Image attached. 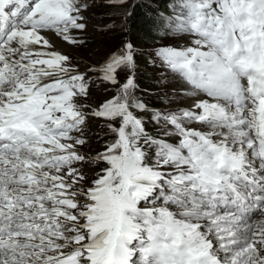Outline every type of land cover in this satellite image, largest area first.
Masks as SVG:
<instances>
[{
    "label": "snow or ice",
    "instance_id": "6c2138e0",
    "mask_svg": "<svg viewBox=\"0 0 264 264\" xmlns=\"http://www.w3.org/2000/svg\"><path fill=\"white\" fill-rule=\"evenodd\" d=\"M92 5L0 0V264H264V0H176L155 56L194 100L151 133L131 42L83 72L56 47ZM89 119L114 136L95 154Z\"/></svg>",
    "mask_w": 264,
    "mask_h": 264
},
{
    "label": "rangeland",
    "instance_id": "374dc122",
    "mask_svg": "<svg viewBox=\"0 0 264 264\" xmlns=\"http://www.w3.org/2000/svg\"><path fill=\"white\" fill-rule=\"evenodd\" d=\"M129 2L130 0H127V3L120 6L119 10L123 12L122 9H124V6L128 5ZM81 3L92 5V0H81ZM98 4L96 2L95 5H92L82 11V15L85 17L83 21L86 24L85 30H74L72 33L78 40H82L83 44L74 46L64 43L68 46V48L70 47V50L63 51L59 47L60 51H62L63 53L69 54L71 52L70 55L73 57L71 61L72 66L77 68V70L80 72H83L86 68H99L113 53L117 51L118 48H120L122 38L117 33L114 34L110 41L106 44V37L103 36V32H101L99 28L105 26L112 27V25L110 24L111 19H108L104 16L102 9L100 7H97ZM86 37H88V41H86ZM124 40L128 41L127 39ZM161 40L167 43L166 46H176L177 44L176 38L172 35H168V30L166 32V37H162ZM132 44L135 51V61L137 64L136 69L139 68L140 63L141 65L145 64V61L141 58V56L149 54V57L152 59L150 63L152 70L148 67V69L150 70L147 71V75L152 79V81H147L151 84L149 86H147V84H144L143 88H149L150 90V87L156 86V89L152 90V94L148 93L147 90L144 91V93L149 94L147 100L142 99L139 92H135V95H138L140 100L147 105L148 111L139 112L138 110H133L135 115L142 118L145 130L151 133L155 128L159 127L152 119V114L156 111H160L161 113L174 112L176 111L175 107L177 105L181 107L179 105L180 103L177 97L183 94L181 85H183V83H186L178 74L173 73L168 68L162 66L159 59L155 56L154 48H147L144 43H139L137 42V40H135V42ZM135 44L141 46V48L138 46L137 49ZM158 48L159 47H157L156 49ZM100 75H102V73L89 72L86 77L93 82L89 86V91L93 94L89 98V103L98 100L101 94L110 99L116 92V86L111 85L110 83L100 82V80L98 79ZM117 79L122 82L125 79V73L118 70ZM156 96H160L161 100L152 101L154 99H157ZM149 113H151V117L148 116ZM104 123L105 121L103 120H88L85 126L84 133L85 137L88 139V144L80 149L81 153L86 154L89 152V150L93 154H95L96 152L104 151L105 144L111 141L114 137L113 134L110 133L106 128L101 127V125ZM169 130L174 132V129L172 128H170ZM164 138L168 140V137ZM145 150L150 153V158L154 159V155H151L152 150L147 148H145ZM76 166L79 167V165ZM88 167V165H84L85 169H87Z\"/></svg>",
    "mask_w": 264,
    "mask_h": 264
},
{
    "label": "trees",
    "instance_id": "16d2710c",
    "mask_svg": "<svg viewBox=\"0 0 264 264\" xmlns=\"http://www.w3.org/2000/svg\"><path fill=\"white\" fill-rule=\"evenodd\" d=\"M101 6L103 9L108 10L103 11L104 13L116 14L112 17L114 27H111L113 30L108 31L106 44L117 33L122 38L120 47L124 39L133 43L137 40V42L144 43L147 47L158 44L161 38L166 36L167 18L173 17L180 10L176 6V0H132L127 12L130 15H125L124 18L121 16L124 9L121 12L119 8L106 7L103 4ZM142 59L145 62L147 61L146 56H142ZM140 70L138 82L149 86L151 83L147 81L151 80L143 73L142 68ZM154 88L150 87V90ZM144 90L146 91L147 88H144ZM152 101H155V99Z\"/></svg>",
    "mask_w": 264,
    "mask_h": 264
},
{
    "label": "bare ground",
    "instance_id": "6f19581e",
    "mask_svg": "<svg viewBox=\"0 0 264 264\" xmlns=\"http://www.w3.org/2000/svg\"><path fill=\"white\" fill-rule=\"evenodd\" d=\"M45 36H50V34L49 33H43ZM56 46H58V47H60L61 48V50L63 51V50H70L69 48H68V46L67 45H65V44H63V43H57V45ZM72 50V49H71ZM75 50H77V49H75ZM61 51V52H62ZM71 53V52H70ZM75 53V52H74ZM78 54V53H77ZM76 57H78V56H76ZM102 64V63H101ZM182 81V80H181ZM189 87L190 86H188V85H186V84H184L183 83V85H181V89H182V91H183V94H181L179 97H177V99H179V105L182 107V106H184V108H187V107H189L190 105H191V103H192V101L194 100V98L193 97H188V96H185L184 95V93L186 92V91H188L189 90ZM178 106V105H177ZM177 106L175 107V109L177 110ZM179 139H180V137H178V136H175V135H173V136H170V137H168V141L170 142V143H178L179 142ZM90 151V150H89Z\"/></svg>",
    "mask_w": 264,
    "mask_h": 264
}]
</instances>
